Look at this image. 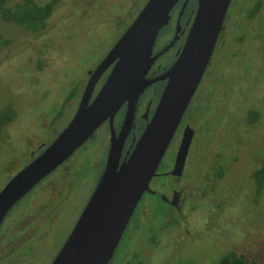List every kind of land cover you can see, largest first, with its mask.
I'll return each mask as SVG.
<instances>
[{"label":"rangeland","instance_id":"rangeland-1","mask_svg":"<svg viewBox=\"0 0 264 264\" xmlns=\"http://www.w3.org/2000/svg\"><path fill=\"white\" fill-rule=\"evenodd\" d=\"M32 1L42 6L50 0ZM147 2L62 0L38 33L0 13V114L9 109L14 115L0 129V191L32 162V152L46 150L72 121L89 73ZM23 5L24 0L6 3L13 9ZM213 60L200 85V121L191 124L195 143L186 173L198 207L186 213L189 234H156L152 225L165 222L153 206L164 204L147 194L115 253L118 264L133 254L140 264H218L231 252L264 264V194L252 178L264 161V0H233ZM174 144L159 172L177 162ZM109 145V129L102 126L65 170L51 174L10 211L0 229V239L7 238L2 255L15 246L32 250L19 264H52L96 188ZM171 219L172 228L184 220ZM21 232L25 237L9 244Z\"/></svg>","mask_w":264,"mask_h":264},{"label":"water","instance_id":"water-1","mask_svg":"<svg viewBox=\"0 0 264 264\" xmlns=\"http://www.w3.org/2000/svg\"><path fill=\"white\" fill-rule=\"evenodd\" d=\"M180 0H148L134 22L92 72L78 110L52 144L14 176L0 192V228L12 209L71 159L106 123L111 129L105 170L76 226L52 264H110L145 192L166 156L182 118L211 63L232 0H197L198 7L185 46L163 76H146L158 56L155 43ZM189 0L185 1L182 12ZM177 38L165 50L168 51ZM113 66L93 98L99 78ZM167 81L151 121L122 164L125 141L133 128L143 92ZM127 104L124 124L116 134L114 119ZM184 140L172 176L182 174L190 141Z\"/></svg>","mask_w":264,"mask_h":264},{"label":"flooded vegetation","instance_id":"flooded-vegetation-1","mask_svg":"<svg viewBox=\"0 0 264 264\" xmlns=\"http://www.w3.org/2000/svg\"><path fill=\"white\" fill-rule=\"evenodd\" d=\"M185 1L186 0H180V2L175 6L173 11L171 12V20H170L169 25L161 31V33H160V35H159V37L155 43L154 50H153V57L158 56V58L155 60L153 66L151 67V69L149 70V72L146 76V79H148V80L157 79V78L163 76L165 73H167L168 70L176 63V61L178 60V58H179V56H180V54H181V52L185 46V43H186L188 34L191 30V27H192V24H193V21L195 18V14L197 11V7H198L197 0H196V5L194 3V0H189L185 10L182 12L183 5L185 4ZM232 2H233V0H232ZM169 28H170V31L168 30ZM222 32H224V29ZM175 38H177L176 43L168 51L165 52V50L171 45V43L174 41ZM217 47H218V44H217L216 48ZM216 48H215V50H216ZM214 53H215V51H214ZM213 62H214V60L213 61L211 60L209 67L212 65ZM97 67H96V69H97ZM112 68H113V66H111L99 78V80L95 86V90H94L92 99H94V97L98 94V92L100 91V89L102 88L104 83L106 82L108 76L111 73ZM95 70H93L92 72H94ZM92 72L89 73L88 80L86 83V87L89 83ZM166 85H167V81H158V82L152 84L151 86H149L143 92L141 97L139 98L138 103H137V107H136V113H135L133 128L130 131V133L126 139L125 145L123 148L121 162H120L121 164L129 158V155L133 152V149L136 146L139 138L142 136L143 132L145 131L146 126L151 121V119L155 113V110L158 106L159 100H160V98H161V96H162V94L166 88ZM200 85H201V87L203 86L202 82ZM203 95H205V92L201 93L200 92V86H199L198 90L196 91V94L194 95L189 107L187 108V110H186V112L182 118L180 126H179V128L175 134V137L172 141V143H175L174 145L176 146L175 147V149H176L175 154H176V159H177L178 158L177 156L179 155V153H182V152L184 153L185 149H182L184 140H189V138L191 139L189 150H188L186 161H185V165L182 169V174H178L177 176H172V172L174 171L176 161H174L172 167L169 170H166L164 172H159L160 171L159 169L162 165V163H161V165L157 171L156 177L152 180V182L150 184V191L149 192L146 191L145 194L143 195V198L140 201V203H141L145 197L147 199V194H148L150 196L158 198L164 204L162 206H160V205L153 206L155 213H157L156 215L165 222V224H162L159 228H157L158 222L156 224L152 225L153 231L156 234L157 233L166 234L165 232H167V231H169L170 234H176L177 236H179V234L183 231H186V233L189 234V231L186 228L189 215H186V213L191 212V210H195V208H197L198 205H197V203H195V200L197 199V197L195 196V192L192 191V188H194V187L191 186V182H192V180L190 178L191 174L189 172H188V174L186 173L187 172L186 168L188 167V162L190 160L192 153L194 152L193 147H194V143H195V131L192 130L191 124H194L195 122L200 121V114H202V112H201V108L199 107V105L201 103ZM126 110H127V104L124 105V107L121 109V111L117 114V116L114 119V127H115L117 135H119V133L122 129V126L124 124V119L126 116ZM207 124H208V122H204V127ZM103 126H107V128L109 129L110 139H111V129H110L109 122H106ZM172 143H171V145H172ZM171 145H170V147H171ZM170 147H169V149H170ZM109 150H110V145H109ZM44 151L45 150H43L42 152H38L37 155H36L37 152H32L30 154V156L32 157V161L35 158H37L40 154H42ZM108 154H109V151H108ZM73 157L71 159H69L59 169L65 170L67 165L72 161ZM107 159H108V155H107L105 164H107ZM191 164H192V162L189 163L190 166H191ZM105 167H106V165H105ZM104 170H105V168H104ZM99 181H100V179H99ZM99 181H98V183H99ZM98 183H97V185H98ZM97 185H96V187H97ZM146 199H145L146 202L143 204V212H142L144 219H145V216L147 215V207L149 206V205H147ZM152 205L150 204V207H149L150 209H152ZM134 214H135V212H134ZM174 216H176V217L179 216V217L183 218L184 220L175 222V225H173V228H172L173 221L171 218ZM132 218H133V216H132ZM130 222H131V220H130ZM130 222H129V224H130ZM129 224H128V226H129ZM2 226H3V224H2ZM2 226L0 228L1 230H2ZM128 226H127V228H128ZM3 228H4V226H3ZM25 235L26 234L23 232L16 234L13 237H9L8 242H9V244H13V245L17 244V242H19L20 239L24 238ZM32 237H33V235H31L30 238H32ZM6 239L7 238L5 236L2 239H0V264H19L18 262L21 259H25V258L30 256V252L32 251L31 249H28L27 252L25 253L24 250H22V248L15 249V248H18L15 246L12 248L13 251H12V253H10V255H2V251L4 250V244H7ZM153 240H154V242L156 241L155 239H153ZM27 242H29V241H27ZM120 243H119V245H120ZM146 251H147V248H146ZM136 256H138V255L133 254L127 260H124V261L122 260L123 261L122 264H140V263L136 262ZM114 257H115V254H114L110 264H113L115 262L117 263V261H115Z\"/></svg>","mask_w":264,"mask_h":264},{"label":"trees","instance_id":"trees-1","mask_svg":"<svg viewBox=\"0 0 264 264\" xmlns=\"http://www.w3.org/2000/svg\"><path fill=\"white\" fill-rule=\"evenodd\" d=\"M25 5L22 7H16V9L6 6L7 0H0V13L5 21L13 23L18 26H22L34 33L41 32L46 29L48 21L52 17V14L56 6L62 0H50L45 5H36L32 0H24ZM196 5V0H194ZM256 12H259V7H256L251 12V16H254ZM9 109L0 114V129L12 123L14 115L10 113ZM253 181L258 194H264V161L253 173ZM218 264H253L247 261L243 256H238L234 252L224 255Z\"/></svg>","mask_w":264,"mask_h":264}]
</instances>
